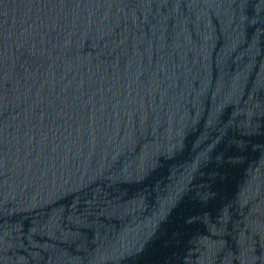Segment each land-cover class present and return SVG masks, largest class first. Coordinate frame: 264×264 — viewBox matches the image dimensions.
Instances as JSON below:
<instances>
[{
	"label": "water",
	"instance_id": "1",
	"mask_svg": "<svg viewBox=\"0 0 264 264\" xmlns=\"http://www.w3.org/2000/svg\"><path fill=\"white\" fill-rule=\"evenodd\" d=\"M0 264H264V0H0Z\"/></svg>",
	"mask_w": 264,
	"mask_h": 264
}]
</instances>
